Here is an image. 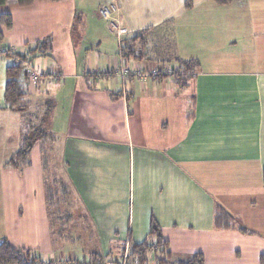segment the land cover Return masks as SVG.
<instances>
[{
  "label": "crops",
  "instance_id": "1",
  "mask_svg": "<svg viewBox=\"0 0 264 264\" xmlns=\"http://www.w3.org/2000/svg\"><path fill=\"white\" fill-rule=\"evenodd\" d=\"M58 1L0 5V17L9 14L12 22L6 27L0 19V239L31 231L34 226L18 225L26 209L37 217V235H50V243L65 231L97 236L89 259L102 264L126 242L144 241L154 221L173 261L187 260L170 248L167 235L177 232L204 236V248L195 252L203 264L205 248L224 264L222 251L231 243L253 251V258L238 264H263L264 33L236 41L228 6H199L207 0H109L102 5L116 3L118 11L102 19L109 20L115 44L94 53L90 69L82 68L70 60L75 46L72 54L50 52L59 22H74L70 6ZM90 19L100 22L97 10ZM166 28L172 46L167 61L193 60L192 72L183 75L176 61H168L163 67L176 74L114 75L122 64L141 72L162 69L151 51L143 48L140 57L121 51L132 35L146 31L147 47L149 35L158 29L165 34ZM86 41L102 44L94 37ZM23 54L31 67L25 66L21 80L24 107L8 108L6 68ZM32 72L39 77L32 79ZM29 108L38 114L41 131L28 163L14 167L8 162L30 133ZM217 207L231 216L229 228L217 226ZM59 218L65 230L57 228ZM79 256L52 251L38 258L85 264Z\"/></svg>",
  "mask_w": 264,
  "mask_h": 264
},
{
  "label": "rangeland",
  "instance_id": "2",
  "mask_svg": "<svg viewBox=\"0 0 264 264\" xmlns=\"http://www.w3.org/2000/svg\"><path fill=\"white\" fill-rule=\"evenodd\" d=\"M105 2H109V0H59L57 6H70L72 17L74 16V22H67L66 26H63L61 22H59L53 36L50 37V45H52V40L56 41V43L53 42L54 44L52 45L50 52L60 55L61 53H64L65 50L70 49L69 53L72 54V47L75 46L76 54H72V58L70 60L74 62V66L78 65L82 68L84 66L85 68L90 69L92 66H90L88 63L94 61L95 54L110 50L107 46L108 43L112 42V44H115V37L113 34H110L108 30L107 24L109 20L102 19L103 17L101 16H99L101 18L99 19L100 22L90 19V13L93 10H98L99 8H97V6H100ZM199 6H228L227 19H232L233 37L236 41L258 40V38L264 33L262 27L264 23V0H232L226 4H218L213 0H207ZM223 16L225 15L223 14ZM65 19L67 20L68 17H65ZM167 30V28L164 29V31H166L165 34H162V31L159 29L155 30L151 35H149L151 37L149 38L150 43L146 45L147 47H144V51H151L147 53L153 54L152 57L158 67L170 65V62H168L169 60L167 61L166 56L171 54L172 46L170 45L169 39L170 33L168 32L169 30ZM87 37L101 39V47L95 46V44L89 46L88 42H85ZM30 45L31 44H29V47H32ZM85 48H89V50H86ZM92 52V57L88 58L91 56ZM24 55L25 54H23L21 60L26 63L27 57ZM122 66L131 70L130 65L122 64ZM37 76L39 77L38 72ZM42 108H40L39 114L42 117H45L48 114L50 104L47 102V104L45 103V107ZM34 110V108H29V114L34 113ZM37 117L38 114L36 115L35 113L32 116H27V125L30 124V136H37V133L41 131L39 128H37ZM31 172L32 171H30V173ZM18 222L20 223L18 225H21L27 229H29L28 227L34 226L36 227V230L32 231L34 228L33 227L30 232L25 234H16V232H12L11 234L10 232L7 239L13 247L30 250L34 257H39L41 260L47 255V253H52V251H54L57 255H61L63 253L67 255L70 252L79 254V257L83 255V257L79 259L80 263H93L89 257L91 255L92 249L97 247V243L95 242L97 236L67 234L65 231L66 234L62 232L63 234L61 233L58 236L59 239L57 242L52 243L51 241L50 243V239L49 241L47 240L49 237H51L50 235H37V217L33 218L26 209L24 210L22 218H19ZM55 223L57 224V228H60L61 231L65 230L66 227L62 228L60 225L65 223L64 220L59 218L56 219ZM167 237L170 239V248L172 252L177 254L175 256H178L181 259H189L191 254L195 253L199 249L202 250L204 248V236L202 235L174 232L171 235H167ZM43 238L46 239L43 240ZM129 253H131V248ZM204 253L205 261L207 262L206 264H222V261H218L217 258H215V254L217 252H213L208 250V248H205ZM121 255H123V250L119 251V255L117 256H110L109 260L103 262L102 264H118L121 259ZM222 255L226 258V260L224 258V264H238L240 261L241 263L246 262L243 261L246 258H253V251L246 249L242 250L240 247L237 248L234 243H231L230 245H227V248L223 249ZM129 259L128 262L133 264ZM40 264L52 263H45L41 261ZM57 264H67V262H58ZM93 264H96V262L94 261Z\"/></svg>",
  "mask_w": 264,
  "mask_h": 264
},
{
  "label": "trees",
  "instance_id": "3",
  "mask_svg": "<svg viewBox=\"0 0 264 264\" xmlns=\"http://www.w3.org/2000/svg\"><path fill=\"white\" fill-rule=\"evenodd\" d=\"M33 1L35 0H15V2L19 6L29 5ZM214 1L218 4H226L231 2L232 0ZM4 2L5 0H0V5H2ZM0 19L6 27L11 26L12 22L11 16L9 14H2ZM145 33L146 31H143L138 34H134L130 38L126 39L123 50L121 51L124 57H140L142 55L143 48L145 46V43L143 41V35ZM2 38L3 35L0 32V41H2ZM137 47H140V49H138ZM20 56L23 57V55ZM172 61H176L173 63H176L179 70H181L182 68L183 75H185L184 73L187 74L189 72H192V70L196 66V63L193 60L175 59ZM26 76L27 72L24 61L14 63L13 65L6 68L4 100L8 108L22 109L24 107L23 100L25 91L23 90L21 80ZM35 139H37V136H24L20 148L11 157L8 163L14 167H19L27 164L29 152ZM262 176L264 182V171ZM216 210L217 226L220 228H229L232 221L231 216L220 207H217ZM149 248L153 249L155 257L152 264H203L202 256L200 253H195L189 259L184 261H173L169 254V251L167 250V242L162 238L161 230L154 221H151L148 237L140 243L131 244V253L129 257L130 262L133 264H150L148 256L146 254V251ZM260 261L264 264V254L260 255ZM40 262L41 260L34 257L31 254L30 250L15 248L7 240L0 239V264H40Z\"/></svg>",
  "mask_w": 264,
  "mask_h": 264
},
{
  "label": "built area",
  "instance_id": "4",
  "mask_svg": "<svg viewBox=\"0 0 264 264\" xmlns=\"http://www.w3.org/2000/svg\"><path fill=\"white\" fill-rule=\"evenodd\" d=\"M118 4L116 3H112L110 5H106V6H102L97 10V14L103 18H107V19H111L113 14H115L118 11ZM111 25L113 28H117L116 24L112 21ZM119 33V32H118ZM16 56V60L17 62H21V58L22 56L20 55H15ZM176 69L172 68V67H163L160 70L154 69L151 71H138V70H129L123 66H119L115 69L114 75L123 80L128 76H141V77H147V76H154V77H158V76H166V75H172L175 72ZM97 76H99V74H96ZM32 79H37L38 76L36 73L30 74ZM131 248V245L126 242L124 245V249H123V255H121V259L118 262V264H129L128 259L130 257V253L129 250ZM147 256H151V249H147L146 251Z\"/></svg>",
  "mask_w": 264,
  "mask_h": 264
}]
</instances>
